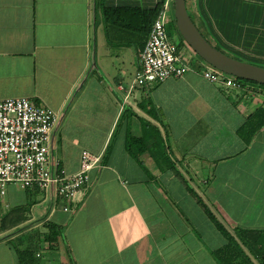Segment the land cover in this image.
<instances>
[{
	"label": "crops",
	"instance_id": "1",
	"mask_svg": "<svg viewBox=\"0 0 264 264\" xmlns=\"http://www.w3.org/2000/svg\"><path fill=\"white\" fill-rule=\"evenodd\" d=\"M166 1L0 0V100L60 115L54 156L68 174L83 150L101 155L69 211L53 192L9 187L0 264H19L20 249L35 264H239V249L264 264L262 87L212 82L196 58L182 77L132 87L150 32L120 9ZM189 2L210 42L264 62V0ZM49 223L63 229L54 245Z\"/></svg>",
	"mask_w": 264,
	"mask_h": 264
},
{
	"label": "built area",
	"instance_id": "2",
	"mask_svg": "<svg viewBox=\"0 0 264 264\" xmlns=\"http://www.w3.org/2000/svg\"><path fill=\"white\" fill-rule=\"evenodd\" d=\"M175 22L174 0H167L158 13L147 43L140 55L132 87L151 88L171 77H182L193 63L171 40L167 27ZM201 75L226 88L251 89L257 85L227 74L204 60ZM260 87V86H257ZM264 90V88L262 87ZM60 115L27 97L0 100V201L5 202L10 186L38 188L48 195L55 193L70 203L84 199L91 172L99 166L101 155L83 150L78 172L68 174L54 156L55 134Z\"/></svg>",
	"mask_w": 264,
	"mask_h": 264
},
{
	"label": "water",
	"instance_id": "3",
	"mask_svg": "<svg viewBox=\"0 0 264 264\" xmlns=\"http://www.w3.org/2000/svg\"><path fill=\"white\" fill-rule=\"evenodd\" d=\"M174 16L179 33L203 60L227 74L264 85V66L236 58L213 45L190 15L187 0H174Z\"/></svg>",
	"mask_w": 264,
	"mask_h": 264
},
{
	"label": "trees",
	"instance_id": "4",
	"mask_svg": "<svg viewBox=\"0 0 264 264\" xmlns=\"http://www.w3.org/2000/svg\"><path fill=\"white\" fill-rule=\"evenodd\" d=\"M162 5H163V2H160L156 7H154L153 9H150V10H145V9H141V8L133 9V8L126 7V8L120 9V12H123L125 19H127L129 16L130 17L131 16H135L136 19H139V22H140L139 28L142 30L143 33L149 34V32L151 30V27H152L157 15H158L159 11L162 8ZM187 7H188V0H187ZM113 10L114 11H118L119 9H113ZM106 11L108 12V9ZM189 13H190V11H189ZM190 15H191V13H190ZM192 18L194 19L193 16H192ZM173 26L176 27V24L173 25ZM176 29H177V27H176ZM178 46H179V48L182 49L183 46H184V42L183 41L179 42ZM218 48L225 52L224 49H222L220 47H218ZM236 54H238V53H236ZM231 55L236 57V58L242 59V58H240L237 55H233V54H231ZM238 55H240V54H238ZM241 56H244V55H241ZM247 61L255 63V64H258V65H262V63H264L262 61H258V60H254V59H247ZM239 80H242L244 82L251 83V84H254V85H257V86H260V87L264 88L263 84H259L257 82L244 80V79H240V78H239ZM259 114L260 115L264 114V110L259 111ZM256 121H258V118H257ZM255 122L253 121V124H252L253 132H255L258 128L262 127L263 124H264V123L261 124V122L260 123H258V122L255 123ZM136 141H138V140H136ZM211 216H212V219L215 221L216 225L222 230V232H224L227 236H229L230 240L233 241V238L226 231V229L224 228L223 224L221 222H219L212 213H211ZM48 227H49V232L46 235V239L52 245H54V244H56L59 241L60 237L63 238V229H62L61 226L56 225L55 223H49ZM237 252H238L239 256L243 258V260L241 259L240 263H242V264H254L243 253L242 250L239 249V250H237ZM253 252L257 256H261L262 255V258L264 259V253H263L264 252V248H263V245H261L258 248H256V250H253ZM17 253H18V257H19V264H35V253L32 250H30V249H23V250L20 249V250H17ZM225 264H229V263L225 262Z\"/></svg>",
	"mask_w": 264,
	"mask_h": 264
},
{
	"label": "rangeland",
	"instance_id": "5",
	"mask_svg": "<svg viewBox=\"0 0 264 264\" xmlns=\"http://www.w3.org/2000/svg\"><path fill=\"white\" fill-rule=\"evenodd\" d=\"M188 9H189V11H190V13H191V15L194 17V15H193V13H192V10H191V7H190V2H189V0H188ZM176 24V21L175 22H173V23H171V24H169L168 25V27H167V30H168V35H170V38H171V40H173V41H175V42H177V43H179V42H184V46H183V48H182V50H183V52L188 56V58L190 59V60H192L193 58H196V59H198V60H201L202 58L185 42V40L183 39V37L181 36V34L179 33V31L176 29V27L175 26H173V25H175ZM213 44H215L217 47H220V48H222V49H224L225 50V52H227L228 54H233V55H237V56H239L240 58H242V60H245V61H247V59L248 58H246V57H244V56H241V55H238V54H236V53H234L233 51H231V50H229V49H227V47H225L224 45H222L220 42H217V41H211ZM202 62H204V60H201ZM249 62V61H248ZM264 63H262V66H264L263 65ZM20 230H22V229H20ZM14 244H15V248L17 247V248H22L21 246V243L20 242H18V241H15L14 242ZM44 257H45V253H44Z\"/></svg>",
	"mask_w": 264,
	"mask_h": 264
}]
</instances>
